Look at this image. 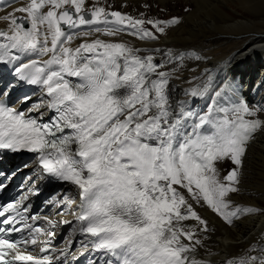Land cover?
<instances>
[{"label":"snow or ice","instance_id":"1","mask_svg":"<svg viewBox=\"0 0 264 264\" xmlns=\"http://www.w3.org/2000/svg\"><path fill=\"white\" fill-rule=\"evenodd\" d=\"M0 12V151L30 154L13 176L31 169L29 182L68 185L44 203L73 218L32 214L23 195L0 204V264H80L74 236L87 264H213L200 258L215 254L201 210L229 228L264 216L235 199L264 137V102L248 99L231 67L199 69L194 52L159 47L182 18L132 16L108 0H8ZM188 60L197 74L181 98L172 81ZM24 84L40 99L13 100ZM221 264H264V231Z\"/></svg>","mask_w":264,"mask_h":264},{"label":"bare ground","instance_id":"2","mask_svg":"<svg viewBox=\"0 0 264 264\" xmlns=\"http://www.w3.org/2000/svg\"><path fill=\"white\" fill-rule=\"evenodd\" d=\"M112 1L121 10L132 9L145 2V0ZM173 2L187 7L188 11L175 12L181 15L182 23L169 31L159 47L165 50L170 47L173 51L194 52L202 57L199 69L207 67L209 70L223 69L227 72L231 67L238 77H242L243 92L248 99L253 102H264V0H152L156 6H163L169 10H175L176 7L171 6ZM120 3L127 6L122 7ZM0 4H3V1L0 0ZM124 39L134 46L139 44L130 37ZM229 61H232V65H229ZM188 65L193 69L197 68L196 61L185 62V71L180 79L172 81L176 95H182L180 89L187 84L188 79L197 74L187 70ZM21 87L37 89L26 84ZM20 93L22 91L16 94ZM235 199L244 204L250 202L264 206V137L258 138L249 152L244 186ZM201 214L210 220L214 228L206 243L215 254L208 256L202 251L200 258L210 260L213 264H221L225 258L236 253L264 231V216L238 221L237 227L229 228L210 212L201 210Z\"/></svg>","mask_w":264,"mask_h":264},{"label":"rangeland","instance_id":"3","mask_svg":"<svg viewBox=\"0 0 264 264\" xmlns=\"http://www.w3.org/2000/svg\"><path fill=\"white\" fill-rule=\"evenodd\" d=\"M108 2L111 3L115 8H118L114 4V2L112 0H108ZM147 2L152 5V8L150 10L144 9V8H142L140 6H136V7L132 8V9L131 8H127L126 9V11H127L126 14L133 15V16H138L140 12H147V14L150 15V16H155V17H158V18L167 19V18L173 17V15L180 17L181 15L180 14H176V13H179V12H183L184 13L185 9H187V7L185 8V7L176 5V3H174V2L171 4V6L176 7L175 10H169V9L163 7V6H156L155 3H152V0H147ZM121 4L122 3H120V6H121ZM161 9H163V11H161ZM221 167H222L221 174H224L225 171H223V169L229 168L230 167V163L224 164ZM225 174H226V172H225Z\"/></svg>","mask_w":264,"mask_h":264}]
</instances>
